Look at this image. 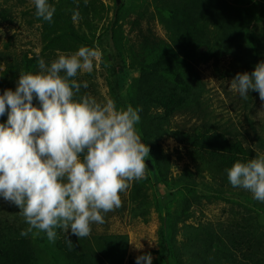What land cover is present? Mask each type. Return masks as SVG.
<instances>
[{
    "label": "trees",
    "instance_id": "1",
    "mask_svg": "<svg viewBox=\"0 0 264 264\" xmlns=\"http://www.w3.org/2000/svg\"><path fill=\"white\" fill-rule=\"evenodd\" d=\"M48 2L56 11L51 22L41 18L40 51L28 49L15 55L7 45L6 53H0V62L5 63L1 91L16 88L20 71L38 72L39 58L50 64L57 50L66 54L81 46L96 49L108 40L106 61L119 85L124 82V70L137 71L121 92L117 107L131 105L140 110L136 129L150 147L145 157L147 176L132 182L130 201L146 217L152 207L150 190L157 194L156 184H163L170 196L164 209L154 196L161 216L159 238L157 248L145 251L154 255L153 264H264V203L250 191L233 187L227 172L237 161L264 154V136L255 129L250 143L234 127L174 125L181 114L205 113L208 87L197 65L212 62L219 78L232 79L237 72L253 71L264 60V0H115L108 10L85 0ZM92 7L96 10L90 18ZM76 10L80 13L77 25L72 20ZM107 11L112 12L109 20L104 16ZM13 16L11 11H0L4 22L13 23ZM96 17L108 20L101 31ZM158 24L166 37L157 34ZM223 60L229 61L227 67ZM84 94L82 86L78 96ZM243 100L250 114L259 93L250 91ZM6 120L7 112L0 117V122ZM247 120L252 124L250 116ZM169 138L185 149L188 161L180 170L178 161L183 156L174 160L165 148ZM214 202L224 203L222 216L191 220L193 208L203 210ZM21 232L10 226L0 228V264H136L129 257L127 233L82 239L63 234L50 242L47 236H22Z\"/></svg>",
    "mask_w": 264,
    "mask_h": 264
},
{
    "label": "clouds",
    "instance_id": "2",
    "mask_svg": "<svg viewBox=\"0 0 264 264\" xmlns=\"http://www.w3.org/2000/svg\"><path fill=\"white\" fill-rule=\"evenodd\" d=\"M32 3L38 18L52 21L56 9L48 0ZM79 16L74 11L73 22ZM100 57L88 46L72 54L57 50L50 64L39 58L38 72L20 71L16 88L0 93V117L7 112L6 122H0V196L16 205L28 224L22 236L36 230L55 242L56 229H62L88 237L93 223L103 224V214L122 206L120 194L130 182L146 178L150 147L136 129L140 110L78 96L88 84L75 78L91 73ZM229 87L242 99L257 91L264 101V60L251 72H237ZM227 172L233 187L264 203V154L237 161ZM67 244L73 246L69 236ZM134 246L142 253L136 264H153L143 245Z\"/></svg>",
    "mask_w": 264,
    "mask_h": 264
},
{
    "label": "rangeland",
    "instance_id": "3",
    "mask_svg": "<svg viewBox=\"0 0 264 264\" xmlns=\"http://www.w3.org/2000/svg\"><path fill=\"white\" fill-rule=\"evenodd\" d=\"M114 1L115 0H87V3H94L98 9L101 8L102 5H105L108 10L113 5ZM49 4L52 5L51 3ZM1 10L11 11L14 14V20L13 23L4 22L0 17V53H6L5 49L7 45H10V51L14 52L15 55H19L23 50L28 49L35 52L40 51L42 46V19L36 16V10L32 0H0V11ZM90 10L92 11H90L89 16L93 18L96 9L92 7ZM100 11L102 12V9H100ZM106 15L109 20L112 12L107 11V14L105 12L104 16ZM79 21L80 19L76 21L75 24L77 25ZM98 21L99 19L96 17L94 22L99 24L101 31L107 24V21L105 19ZM155 30L158 35L166 37L165 30L161 25H156ZM106 42V45H97L96 47V49L100 51L101 57L99 61L94 62L93 71L91 73H78L75 79L82 84L87 82L88 87L84 88L87 95L95 97L99 102H103L105 99H112L117 105L121 92L128 87L132 77L137 75V71L124 70V82L119 85L116 81L118 79H115L110 69L109 60L106 61V57L109 54L108 40H106ZM66 54H72V52L67 51ZM222 65L227 67L229 61L223 60ZM196 68L206 81L208 87L205 98V113L201 115L181 114L174 119L175 127L192 128L203 123H214L221 127H234L241 134L245 135L250 143H252V139L256 135L255 129H257L260 135L264 136V101H261L259 97L257 105L252 109L250 114H247L244 100L238 93L230 90L231 78H219L215 74L212 62L199 64ZM4 69L5 63L1 61L0 84L3 82L1 75ZM0 93H2L1 89ZM248 116L253 119L252 124L247 120ZM165 148L173 154L174 160L183 156V158L178 161V169L180 170L188 161L185 149L181 148L172 138L165 141ZM132 182H130V187L120 194L122 206L103 214V224L93 223L91 225L92 231L89 237L92 238L93 236L104 233H127L130 236V241L137 245H143V252H145L157 248L158 244V229L161 224V216L155 206V200L156 198H160L163 203L162 209H164V204L170 199V196L163 184H156L155 190L157 194H153V190H150L151 211L148 216H142L136 208V204L131 203L129 198ZM154 196H156V198H154ZM223 207V202H214L206 206L203 210L193 208L191 220L217 219L222 216ZM261 220L264 222V211L261 212ZM4 226H10L13 230L18 229L21 231L28 228V224L20 214L19 208L5 201L3 197L0 196V228ZM56 232L57 236L67 234L62 229H56ZM30 234L34 237L46 236L45 233H37L36 230L30 232ZM68 234H71V230H69ZM134 243H130L129 257L136 260V257L142 253L135 248Z\"/></svg>",
    "mask_w": 264,
    "mask_h": 264
},
{
    "label": "water",
    "instance_id": "4",
    "mask_svg": "<svg viewBox=\"0 0 264 264\" xmlns=\"http://www.w3.org/2000/svg\"><path fill=\"white\" fill-rule=\"evenodd\" d=\"M118 3H120L121 2V0H116ZM147 164L153 169V166H152V164H151V161L148 159L147 160Z\"/></svg>",
    "mask_w": 264,
    "mask_h": 264
}]
</instances>
